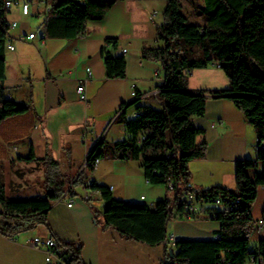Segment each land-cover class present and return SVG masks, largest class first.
<instances>
[{
  "label": "crops",
  "instance_id": "crops-1",
  "mask_svg": "<svg viewBox=\"0 0 264 264\" xmlns=\"http://www.w3.org/2000/svg\"><path fill=\"white\" fill-rule=\"evenodd\" d=\"M28 1V14L20 5L8 11V19L16 21L17 26L9 31L14 49L6 48V76L0 85L6 98L30 104L32 109L0 123V179L10 195L24 189L45 195L43 165L22 159L33 151L39 159L50 156L56 160L59 172L70 183L66 192L52 201L50 227L40 224L14 237L0 233V264H46L44 250L30 243L34 236H53L64 243L81 245L84 264H163L167 246L184 234L216 238L218 221L205 212L186 218L176 211L175 203L165 242L153 246L126 238L106 224L105 202L98 191L88 187L96 180L109 186L117 199L128 202L175 198V192L166 185L147 181L142 159L105 158L94 171L86 167L89 151L99 139L127 137L125 124L117 123V116L123 102L136 99L131 93L133 87L141 94L138 104L161 107L158 93L165 70L160 61L146 59L142 52L146 46L163 45L157 26L164 22L166 0H114L104 17L88 21L87 34L76 39L63 37L62 20L50 11L48 0ZM33 32L35 37L28 38ZM114 37L116 44L105 43L106 38ZM105 45L112 55L126 58L125 78L106 77L101 53ZM187 76L192 90L225 89L231 82L215 64L195 68ZM85 79L87 100H82L78 85ZM206 95L205 113L195 117L193 123L204 130L197 142H206L207 151L204 157L190 162V184L195 190L214 186L235 189L236 163L258 157L259 137L230 98L210 92ZM126 112L127 117H134L135 107ZM81 172L83 182L70 190ZM263 210L264 185L259 187L252 207L254 218L262 217ZM185 219L193 221L194 226L185 227ZM259 238L251 233L253 242Z\"/></svg>",
  "mask_w": 264,
  "mask_h": 264
},
{
  "label": "trees",
  "instance_id": "trees-1",
  "mask_svg": "<svg viewBox=\"0 0 264 264\" xmlns=\"http://www.w3.org/2000/svg\"><path fill=\"white\" fill-rule=\"evenodd\" d=\"M50 11L60 16L63 37L76 39L88 32V21L101 20L114 0H48ZM200 13L205 24L193 23L184 12L182 0H166L164 23L157 26L162 46L143 48L142 55L160 61L165 80L158 98L161 107L138 104V92L133 102H123L117 120L125 124L127 137L109 141L99 139L88 154V169L96 159H142L147 181L153 185L174 184L175 198L164 197L152 203L128 202L117 199L111 188L92 180L89 188L100 193L105 208L106 224L126 238L159 245L167 239V228L173 204L182 213L189 203L191 189L189 164L204 157L206 142L197 137L204 130L194 125L203 116L207 92L226 96L244 113L254 126L260 143L256 159H240L236 163V188L214 186L195 190V200L204 206L210 219L220 223L217 237L211 239H177L166 250L163 264H264V236L253 242L252 207L264 185V0H203ZM6 0H0V82L6 76L5 51L10 41ZM117 38H106V44H116ZM106 77L125 78L127 60L114 56L103 46L101 50ZM220 64L230 79V87L215 90L188 88V72L195 68ZM135 107V116L127 117V109ZM30 104L6 98L0 85V123L28 113ZM26 159L44 167L45 195L16 197L8 194L0 179V233L14 237L37 225L50 227L48 221L52 201L67 190L69 181L59 172L58 162L47 156L39 159L32 151ZM83 182V173L74 180L70 190ZM220 200V204L217 201ZM264 218V210L263 215ZM61 242V241H60ZM64 243V242H62ZM81 258V245L64 243Z\"/></svg>",
  "mask_w": 264,
  "mask_h": 264
},
{
  "label": "built area",
  "instance_id": "built-area-1",
  "mask_svg": "<svg viewBox=\"0 0 264 264\" xmlns=\"http://www.w3.org/2000/svg\"><path fill=\"white\" fill-rule=\"evenodd\" d=\"M13 5H20L22 7L23 13H25V14L29 13L30 4H29L28 0H24V1L6 0V8L8 9V11ZM156 14H157V12H155V15ZM7 18H8V16H7ZM8 25L11 29V28L17 26V22L11 21L8 19ZM35 35H36L35 32L30 33L28 35V38L32 39L35 37ZM42 37L44 38L45 34H43ZM7 47L11 50L14 49V45L12 43H8ZM125 51H127V50H125ZM215 65L220 67L219 63H217ZM87 73H88V77L91 76V68H89V67L87 68ZM86 80L87 79L80 81L79 85H78V92H79L80 98L82 100H87V94L85 92V81ZM131 93L135 97L138 95V92L136 91L135 87H133V90ZM259 143H260V140H258V145H259ZM261 143H262L261 145L264 147V140H262ZM100 161H101L100 159H96L93 162L92 166L94 168H97L100 164ZM86 167L88 168V161L86 162ZM168 185H169L170 190H172V191L175 190L174 184L172 181H169ZM188 187L191 189V191H189L187 196H186L189 203L186 205L184 211L181 214L183 216H185L186 218H194L200 212H204L205 208H204V206H201L200 203L194 202L195 192L192 191V189H194V188L191 186L190 182L188 183ZM144 198H145V196H142V199H144ZM73 203H74V200L69 202L68 205L72 206ZM217 203L220 204L221 203L220 200H218ZM252 232H254L255 235L259 236V237H261L264 234V218L263 217H258V218L254 219V227H253ZM174 242L175 241H172V245H174ZM30 243L35 248L44 250L46 264H80L76 260L73 251H71L68 246H65L64 243L58 241L53 236H46V237L34 236L33 238H31Z\"/></svg>",
  "mask_w": 264,
  "mask_h": 264
},
{
  "label": "rangeland",
  "instance_id": "rangeland-1",
  "mask_svg": "<svg viewBox=\"0 0 264 264\" xmlns=\"http://www.w3.org/2000/svg\"><path fill=\"white\" fill-rule=\"evenodd\" d=\"M182 1L184 3V12L187 14L191 22L201 23L202 20H205V16L200 13V7L202 6L203 0H182ZM117 123H120L119 120L117 121ZM14 196L16 197L36 196V192H31L28 189H24V192H20V194H17ZM185 220H186L184 222L185 227L192 228V226H194L193 221H189L187 219ZM181 237L183 239H200V238H195V235L193 234H184V236H181Z\"/></svg>",
  "mask_w": 264,
  "mask_h": 264
},
{
  "label": "water",
  "instance_id": "water-1",
  "mask_svg": "<svg viewBox=\"0 0 264 264\" xmlns=\"http://www.w3.org/2000/svg\"><path fill=\"white\" fill-rule=\"evenodd\" d=\"M87 161H88V159H87Z\"/></svg>",
  "mask_w": 264,
  "mask_h": 264
}]
</instances>
